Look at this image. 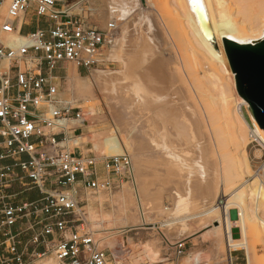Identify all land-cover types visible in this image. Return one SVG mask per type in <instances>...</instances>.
Masks as SVG:
<instances>
[{"label":"bare ground","instance_id":"6f19581e","mask_svg":"<svg viewBox=\"0 0 264 264\" xmlns=\"http://www.w3.org/2000/svg\"><path fill=\"white\" fill-rule=\"evenodd\" d=\"M116 3L117 0L96 2L98 6L95 5L96 9L93 11L98 14L105 27L108 20H119L115 17ZM175 3L186 22L185 38L187 36L190 41L185 40L190 42L188 44L192 45L193 51L200 59L208 61L210 67L221 66L222 71L228 75L233 91L235 78L227 68L223 40H231L240 45H255L263 41L264 0H200L214 45L204 37L189 0H175ZM119 35L105 57V61H119L116 71L96 68L89 76L81 78L76 68L66 69L63 93L67 96L61 101L71 106L79 101L89 104V110L85 113L88 116L87 123L83 127L88 134L72 137L74 147L79 148L91 143L97 154L106 157L121 156L124 149L127 150L131 154L133 169L141 190L140 201L144 215L155 216L153 224L160 229H166L171 237L190 236L207 225V231L201 236L210 241L212 264H232L231 252L240 249L247 255V264H264V261H258L255 255L250 253L248 242L252 240L248 236L251 229L256 230L254 237L261 234L264 242V219L259 216V208L264 212V175H251L245 151L251 141H256L264 148V131L252 118L248 104L239 95L235 96V93L228 96L220 89L209 94L191 81L190 86H186L183 92L172 87L165 74V63L157 53L162 45L156 40L157 33L147 34V37L152 39L147 52L142 44L137 42L131 25L124 26L121 38ZM7 40L6 44L13 48L26 44V40L21 36H13ZM144 53L146 55H143ZM97 95L101 96L110 114H116L123 121L128 120L129 129H115V133L119 135L117 138L105 137L108 131L98 133L90 126L93 122L104 119L98 118L90 105L91 102L99 100ZM243 106H247L249 116L257 127L251 128L244 119ZM224 134L230 138L231 144L222 143ZM146 152L156 158L152 163L153 167H160V171L165 172L171 183L170 187L161 186L155 194L150 192L146 184L148 171L143 168L144 163L140 158L144 157ZM214 152L221 156L219 163H215L214 167H219L222 171L224 157L229 154L234 157L229 162V168L235 171V181L222 177L219 192L218 187L209 186L207 181L208 169L211 166L208 157L213 155L215 161L218 160L216 155L214 157ZM244 176H249L250 181H242ZM240 181L243 183L238 184ZM196 184L202 188L200 194ZM131 189L129 186L126 190ZM164 194L169 195L172 209L164 206ZM228 197L230 198L227 199ZM123 198L122 201L126 203V195ZM216 198L222 201L216 204ZM106 199L107 197L100 193L99 200ZM251 203L254 206L253 215L250 212ZM234 210L237 211V218L232 220L230 211ZM112 218L108 215V218L102 216L92 221L94 225L101 223L112 228L115 224ZM210 222L213 225L209 228ZM234 229L239 230V239L233 237ZM118 242L127 254L132 251L130 240L123 241L119 238ZM157 243L158 241H153L142 249L151 262L156 260L154 248L158 247ZM107 245L112 250L117 247L115 241H108ZM222 254L225 255V260L222 259ZM114 256L118 264H123L118 262L122 258L115 254ZM202 259L204 258L201 254L195 253L192 262L200 264Z\"/></svg>","mask_w":264,"mask_h":264},{"label":"built area","instance_id":"2783aa9c","mask_svg":"<svg viewBox=\"0 0 264 264\" xmlns=\"http://www.w3.org/2000/svg\"><path fill=\"white\" fill-rule=\"evenodd\" d=\"M60 2L0 0V264H30L32 254L26 258L18 249L21 233L13 231L20 222L27 225L30 243L59 264H117L105 247L110 231L92 230L80 203L66 192L77 183L92 191L110 190L111 184L97 176L95 157L68 147L67 132L82 135L88 116L59 100L53 74L59 65L71 64L90 75L107 63L120 28L114 20L104 29L89 27ZM36 20L46 28L36 27ZM22 26L35 28L24 32ZM13 36L26 44L9 47L6 38ZM102 165L107 173L123 175L131 170V159L123 154ZM258 173L264 175V163ZM32 190L41 198L24 201L22 194ZM169 246L180 256L185 239Z\"/></svg>","mask_w":264,"mask_h":264},{"label":"rangeland","instance_id":"374dc122","mask_svg":"<svg viewBox=\"0 0 264 264\" xmlns=\"http://www.w3.org/2000/svg\"><path fill=\"white\" fill-rule=\"evenodd\" d=\"M58 1H61L60 5L65 6V9H67L70 15L84 20L85 25L89 27H96L98 29L105 28V25L99 19L98 14L94 13L93 11V9H96L95 5H102L100 3H98V5L96 4L98 0ZM115 9L117 13L115 17L119 19L117 20V25L120 28L119 38H121L122 36L124 26L129 24L132 26V31L136 33L137 42L142 44L141 46L144 48L145 52H147V49H149V47L151 46L150 44L152 41L151 37H147V34L152 33L156 35L157 33L156 37H160L159 39L156 38V40L160 41L162 44L158 48L159 50L157 53L159 58L165 63V74L168 77L169 81H171L172 87L180 89L183 92V89L186 86H190L189 81H191L195 86H198L200 89H204V91L208 92L209 94H213L222 89L228 96L233 95L232 93H235L234 95L238 96L235 86V79L233 82V85L235 87L233 91L235 90V92H233L231 91L232 85L228 78V75L222 71L221 66L214 65L210 67L208 61L200 59L193 51L192 45L188 44L190 43V39H188L187 36L185 38V33L187 31L185 24L186 22L180 10L178 9L175 0H140V2L139 0H117ZM1 16L2 18L5 17V7L2 9ZM109 21L110 20H108V22ZM8 38L9 37H7L6 39ZM185 39H188L189 41L187 40V42ZM143 55H146V53H144ZM106 62L107 63L99 65L98 68L100 70L108 69L111 71H116L118 69L119 61L112 59ZM226 64L228 70L231 72L227 58ZM67 67L73 68L74 66L71 64H61L56 68L53 74V76L56 78L54 82L56 94L57 97H59V100H62V98H66L67 96L63 93L65 90V73ZM79 76L81 78H84L89 75L85 71H80ZM213 78L215 79V81ZM217 82H219L221 87H219V84H217ZM216 86H218L219 89ZM97 96L100 97L98 98L99 100L91 102L90 105L93 106L96 116L98 118L104 119L100 122H93L92 124H90V126L92 127L93 131H98V133H101V131L107 133L108 131L109 133H107L105 137L117 138L119 135L115 133V129H129L130 126L128 120L123 121V119L119 118L116 114H110L108 107L101 100V96ZM77 103L75 105H72V107L80 109L82 112L87 113V111L89 110V104L85 103L84 101H79ZM242 111V115L247 121L248 125L251 128L257 127L256 124H253L254 121L251 120L249 116L247 106H243ZM82 132L85 135L88 134L86 129H83ZM67 137L69 139L68 147L70 148V150H72V148H74V144L72 143L71 132H67ZM221 141L222 143L231 144L230 138L226 134L222 136ZM245 151L251 167V175L255 173L257 174L264 163V148L260 146V144L256 141H251L246 146ZM76 152H80L83 155L95 157L97 159V176L100 177V180H108L111 184V189L107 191H92L85 188L81 183H77L73 186V188L67 189L66 192L74 196L78 203H80L82 211L84 212V218L87 223L90 224L93 230L103 229V231H110L109 242L115 241L117 247L114 250L109 248L107 244H105V247L108 248L109 252H112L113 254L122 258V260H118V262H121L123 264H194L192 262L193 256L195 255V253H199L201 254L202 258H204L202 259V262H200V264H212L210 241L208 238H204L203 236H201V234L207 231V225L205 228L193 233L190 236L183 235L171 237L170 232L168 233L166 229H160L157 225L153 224L155 216L149 214L144 215L143 207L141 204L142 201H140L142 200L141 190H139L140 187L135 176V171L133 169L131 154L127 150L124 149L123 153L130 156L131 170L123 175L116 176L112 173H107L106 169L102 165L103 160L110 157L97 154L91 143H87L79 147ZM214 153V157L216 155V157H218V160L216 159L215 161V159L212 157L213 155H211V157H208L211 166L208 169L209 176L207 178V181L210 183L209 186L218 187L219 192L220 186L222 185V177L225 176V178H232V181H235L233 178V175H235V171L233 168H229V162L234 157L233 154H229L224 157V161L222 160L224 171H222L221 169H219V167H214L215 163H219V159L221 158L219 154H217L216 152ZM140 158L144 163L143 168L148 171L145 179L146 184L147 186H149L150 192L152 194H155L161 186L168 187L169 185H171L170 181H168L169 179H167V176L165 175V172L162 173L160 171V167V169L157 168V166L153 167L152 163L156 161L155 157L146 152L144 154V157ZM180 177H183V175H180ZM242 181L248 182L250 181V177L244 176ZM242 181H240L238 184H241ZM128 185L132 188L131 191L126 190L129 187ZM195 186L197 187L198 194H200L202 188L199 186V184H196ZM50 190H55L58 192L61 191L56 187H50ZM69 190H72V192H69ZM100 193L106 196L107 199L100 201ZM124 195H126V203L122 201L124 199ZM229 198L230 197H228L227 199ZM220 200L221 199L216 198L214 202L218 204L222 201ZM163 203L166 208L172 209V201L171 199H169L168 194L163 195ZM253 207L254 206H252L251 203V215H253ZM108 215L109 218L113 217L112 219L115 220V224L114 226H112V228H110L111 226L108 228L107 224L102 225L101 223H98L94 225V222L92 221L93 219L101 218L102 216H106L108 218ZM236 215L237 211H230V217L232 220L237 218ZM259 216L264 219V212L262 211V208H259ZM206 222L207 221H205V223ZM212 225V223L208 225L209 228ZM26 227L27 225L25 223L20 222L14 227L13 231L21 233L19 236L20 244L18 246V249L25 253V255L27 256L26 258H28L30 254H32V257H29L30 264H59L53 254H51L50 252L45 253V251L41 247H35L30 243V232H24ZM255 233L256 230L251 229L248 234L249 239H252L248 240L250 244V253L254 254L257 260L261 262L264 261V242L262 240V235L260 234L258 237H254ZM233 237H236L235 239L240 238L238 229L233 230ZM119 238L123 241L130 240L132 251H130L128 254L124 252L123 249L119 246ZM2 239L3 238L0 236V241ZM181 239H185L186 247L184 253L180 256H177L174 254L172 247H170L169 244H173ZM153 241H158V247H155L156 249L154 248V250L156 251V260L151 262L148 256L143 253L142 249L146 244L148 245V243L150 244ZM222 259L225 260V255L223 254ZM231 263L247 264V255L245 251L242 249L235 252L232 251Z\"/></svg>","mask_w":264,"mask_h":264},{"label":"water","instance_id":"95a60500","mask_svg":"<svg viewBox=\"0 0 264 264\" xmlns=\"http://www.w3.org/2000/svg\"><path fill=\"white\" fill-rule=\"evenodd\" d=\"M189 4L204 37L213 44L200 0H189ZM223 47L237 94L248 104L252 118L264 131V40L255 45H240L224 39Z\"/></svg>","mask_w":264,"mask_h":264},{"label":"crops","instance_id":"0c3cea01","mask_svg":"<svg viewBox=\"0 0 264 264\" xmlns=\"http://www.w3.org/2000/svg\"><path fill=\"white\" fill-rule=\"evenodd\" d=\"M139 2H140V0H139ZM29 21L32 22L33 20H29ZM34 25L36 27H41V28H46V26H47V25H45L44 21H40V20L34 21ZM35 26H31V27L22 26L21 29L24 32H27V31L29 32V31L34 30ZM70 192H72V190H70ZM21 197L24 201H35V200H38L41 198V194L37 190H32V191L25 192L24 194H22Z\"/></svg>","mask_w":264,"mask_h":264}]
</instances>
